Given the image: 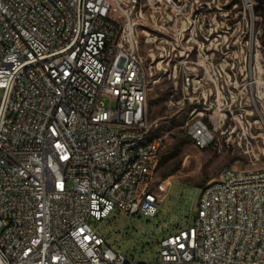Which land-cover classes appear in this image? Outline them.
<instances>
[{
  "label": "built area",
  "instance_id": "1",
  "mask_svg": "<svg viewBox=\"0 0 264 264\" xmlns=\"http://www.w3.org/2000/svg\"><path fill=\"white\" fill-rule=\"evenodd\" d=\"M244 1L252 13L258 0ZM198 3L0 0V264H264V166L225 167L201 186L193 224L169 226L153 258L121 252L90 224L115 209L153 219L168 196L170 178L151 187L167 136L150 121L147 95L161 76L180 85L171 109L191 104L185 134L199 149H216L227 132L230 141L235 122L264 125V44L248 30L234 54H245L244 69L229 46L188 45ZM143 37L165 43L150 61ZM244 72L245 113L228 109L225 94Z\"/></svg>",
  "mask_w": 264,
  "mask_h": 264
},
{
  "label": "rangeland",
  "instance_id": "2",
  "mask_svg": "<svg viewBox=\"0 0 264 264\" xmlns=\"http://www.w3.org/2000/svg\"><path fill=\"white\" fill-rule=\"evenodd\" d=\"M198 4H201L202 8L193 11V13L191 10L192 18L185 25L186 27L187 25L191 28L195 27L197 32L196 38H193V41L188 45H194L195 41L200 44L203 42L205 52L208 47H211L210 52H213L212 48L220 49L221 46L226 52V46H229L228 60L230 62L232 60L240 61L241 65L239 66L244 69L245 54L237 58L234 57V54H236V50L244 46L245 40L250 34L248 30L251 28L260 42L264 44V19L255 15L254 10L251 13L245 9L244 0H199ZM199 11L201 18L194 23V16ZM150 33L151 38L159 34L153 29ZM244 36L246 37L244 38ZM187 38L188 34L184 37V41ZM207 38L209 39L207 40ZM214 38L217 40H213ZM236 39L240 41L237 45ZM142 42V53L147 56L149 61L148 54L152 53L150 49L154 48L155 51L160 52L161 49H156L155 45L165 44L145 43L144 37ZM165 53H168V49ZM220 55H222L220 52L216 53L214 61H218ZM193 57L195 58V56ZM258 59L263 60L264 54L258 56ZM254 70L256 72L255 79L258 80L257 73L260 70L258 63H255ZM238 76L240 84L242 82L239 87L234 88L230 85L228 89L225 88V94L228 97L227 108L237 109V112L240 109L245 113L250 109L248 104H253L251 88L248 85L247 88L243 87L245 82L242 78L245 76V72L239 73ZM233 81L234 79H232ZM248 82H250L249 79ZM180 95V85L176 90L167 76H161L159 81L151 84L147 95L150 121L153 123V127L157 126L158 132L167 136L166 146L161 153L164 161L156 163L154 167L151 181L152 190H156L159 181L168 178L173 180L168 196L160 204L159 214L153 219L141 216L129 220L126 213L115 209L108 219L90 220L92 227L104 233L111 246L116 248L115 245L118 243V249L121 252L128 251L138 260L154 257L159 248L158 241L168 233L169 226L171 230H175L178 227L193 224L197 216L195 207L201 194V186L210 180L218 179L223 168L253 169L264 166V125L260 127L259 123H253L252 127L247 128L246 124L240 127V124L235 122L237 130L231 135L230 141H228L230 132H227L226 135L220 137V144L216 149H199L185 134V125L192 109L191 104H186L180 110L169 107L170 101L178 99ZM101 101L109 103V99L106 97H102ZM262 104H264V100H262ZM259 113L263 115L262 111ZM255 118V120H259L261 116L256 112ZM237 134H246L250 143L247 146L243 143L240 146L237 142L233 144L232 140Z\"/></svg>",
  "mask_w": 264,
  "mask_h": 264
},
{
  "label": "trees",
  "instance_id": "3",
  "mask_svg": "<svg viewBox=\"0 0 264 264\" xmlns=\"http://www.w3.org/2000/svg\"><path fill=\"white\" fill-rule=\"evenodd\" d=\"M255 15H260L264 18V0H258V4L254 8ZM164 161L163 157L160 155L157 163H162Z\"/></svg>",
  "mask_w": 264,
  "mask_h": 264
}]
</instances>
